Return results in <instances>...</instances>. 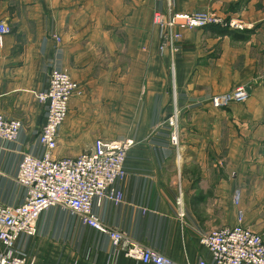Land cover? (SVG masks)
<instances>
[{
    "label": "crops",
    "instance_id": "crops-1",
    "mask_svg": "<svg viewBox=\"0 0 264 264\" xmlns=\"http://www.w3.org/2000/svg\"><path fill=\"white\" fill-rule=\"evenodd\" d=\"M169 9L212 11L253 27L235 35L186 30L173 54L161 50L153 23L154 12ZM0 21L12 27L0 56V112L23 123L16 141L0 138V203L25 201L20 162L45 151L47 106L36 92L48 89L57 69L80 92L55 157L89 152L99 138L134 142L118 182L124 201L95 203L104 224L175 264H217L201 236L238 225L240 210L243 224L264 237V0H0ZM238 86L250 91L246 102L212 105L214 95ZM175 110L179 149L168 125ZM45 212L37 234L17 242L28 264H145L80 215Z\"/></svg>",
    "mask_w": 264,
    "mask_h": 264
},
{
    "label": "built area",
    "instance_id": "built-area-1",
    "mask_svg": "<svg viewBox=\"0 0 264 264\" xmlns=\"http://www.w3.org/2000/svg\"><path fill=\"white\" fill-rule=\"evenodd\" d=\"M153 23L163 39L161 50L169 48L178 51V42L184 31L207 27L244 31L251 29V23L227 18L212 11L166 12L156 11ZM12 27L0 21V56L5 37ZM80 92L79 83L61 70L50 72L49 87L36 92L39 102L47 106L46 121L39 134V142L45 151L41 156L25 154L19 165L18 182L27 190L25 201L19 206L0 203V264H28V260L16 246L23 234L35 236L38 220L43 212L60 205L82 217L84 224L110 237L115 249L124 256L145 264H175L162 253L147 247L123 231L104 224L94 212L97 202L109 200L114 204L124 201V192L118 182L126 175L125 163L132 140H105L94 142L89 152L76 157L54 156L58 148L59 131L70 111L71 99ZM250 91L246 86L215 95L212 105L216 108L230 106L234 102H246ZM171 128L170 139L174 147H180L178 112L168 119ZM23 128L18 119L6 118L0 112V138L16 141ZM241 190L235 192V202L240 203ZM180 218H184L182 200ZM244 213L239 211V224L205 232L200 239L212 253L217 264H264V237L243 224ZM201 264H206L202 262Z\"/></svg>",
    "mask_w": 264,
    "mask_h": 264
},
{
    "label": "rangeland",
    "instance_id": "rangeland-1",
    "mask_svg": "<svg viewBox=\"0 0 264 264\" xmlns=\"http://www.w3.org/2000/svg\"><path fill=\"white\" fill-rule=\"evenodd\" d=\"M231 91H233V90H231ZM227 93H229V92H227ZM220 95H222V94H220ZM170 130H171V128H170ZM180 141H181V139H180ZM49 212H54L53 214H74L70 210H68V209H66V208H64V207H62L60 205L53 206L52 208H50L49 210H47L44 214H49ZM259 234H261L263 236V234L261 232H259Z\"/></svg>",
    "mask_w": 264,
    "mask_h": 264
},
{
    "label": "trees",
    "instance_id": "trees-1",
    "mask_svg": "<svg viewBox=\"0 0 264 264\" xmlns=\"http://www.w3.org/2000/svg\"><path fill=\"white\" fill-rule=\"evenodd\" d=\"M222 32L226 33V34H236V31L233 30H229V29H221Z\"/></svg>",
    "mask_w": 264,
    "mask_h": 264
}]
</instances>
